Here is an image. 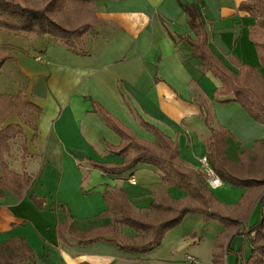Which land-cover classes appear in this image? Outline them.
<instances>
[{"label": "crops", "instance_id": "1", "mask_svg": "<svg viewBox=\"0 0 264 264\" xmlns=\"http://www.w3.org/2000/svg\"><path fill=\"white\" fill-rule=\"evenodd\" d=\"M244 1L247 0H90L82 11H70L66 5L52 10L51 16L64 12L71 25L79 27L83 21L88 26L81 39L86 54H75L49 37L40 38L46 40L41 44H32V59L42 65L24 73L33 85L25 90L26 100L41 108L34 140V132L23 126L16 115L7 117L9 124L22 126L28 154L22 172L31 177L30 191L20 198L0 188V245L10 239H23L35 256L34 262L18 264L176 261L186 246L180 229L169 231L161 245L147 256H136L100 240L111 239L104 233L97 236L99 240L87 244L85 236L69 234L61 241L57 227L65 218L58 206L67 208L73 229L85 235L111 223L102 197L107 188L123 191L132 208L147 220L152 216L166 218L163 213L149 212L157 197L173 201L177 209L196 204L179 189L164 184L161 173L153 166L138 165L121 175H103L93 169L88 160L106 165L121 162L107 148L119 146L121 139L93 112L91 100L144 142L153 143L154 136L141 126L140 119L176 142L181 166L186 170L201 173L209 129H222L227 133L224 153L235 172L241 176L252 172L246 164L251 165V156L259 146L255 142H264V124L254 122L234 102H218L214 92L221 82L203 70L201 62L192 58L193 50L179 38L196 37L182 9L183 5H192L204 24L209 50L226 70L235 77L239 75L232 57L259 67L248 35L254 19L237 10ZM13 34L17 39L32 36ZM19 62L21 66L20 59ZM260 73L264 78V68ZM205 113L210 117L208 122ZM240 153L249 161L241 163ZM34 160L40 165H32ZM209 191L222 213L243 223L260 211L261 191L235 189L223 182ZM30 197L44 200L41 210ZM221 228L220 234L225 232ZM120 232L125 237L135 236L125 227ZM228 232L233 235L235 229ZM188 257L187 262L197 264Z\"/></svg>", "mask_w": 264, "mask_h": 264}, {"label": "trees", "instance_id": "2", "mask_svg": "<svg viewBox=\"0 0 264 264\" xmlns=\"http://www.w3.org/2000/svg\"><path fill=\"white\" fill-rule=\"evenodd\" d=\"M89 4L90 0H52L45 8L33 9L22 6L14 0H0V29L17 35L49 37L53 41L62 43L75 54H86L81 39L87 32L88 26L69 28L55 20L51 12L63 5H66V9L70 11L78 12L85 10ZM182 9L186 14L189 29L195 33L196 37L194 40L186 37L179 38L187 42L193 50L192 58L201 62L203 70L211 73L221 82V87L214 92L218 102H234L254 122L264 124V78L260 73V68H264V0H247L237 7L238 12L245 13L254 19V24L248 29V35L259 60V67H251L232 57V62L239 68L238 77L226 70L209 50L207 33L196 9L192 5H183ZM4 62L5 60L0 62V69ZM220 97L225 99L220 100ZM91 103L93 112L98 114L105 126L121 139L119 146L107 147L110 153L121 159V162L106 165L88 160L93 169L99 170L103 175H121L138 165L153 166L161 173V181L164 184L179 189L197 206L177 209L173 201H163L157 197L151 202L149 212L163 213L167 217L156 223H149L132 208L123 191L107 188L102 197L106 204L105 215L111 218V223L85 235L79 234L69 223L71 217L67 208L59 205L58 208L65 218V222L57 227L61 241L65 239V234H69L76 238L85 236L88 240L84 243L87 244L99 240L97 236L104 233L111 239L100 240L115 245L120 251L143 256L158 248L164 236L177 227L185 216L198 213L203 222L216 221L225 230L235 229L234 236H240L249 241L251 252L244 264H264V193L259 198L260 221L253 226L212 210V207L220 209L221 206L206 187L201 173L186 170L181 166L176 142L140 119L141 126L154 136L153 143L144 142L107 113L97 102L91 100ZM40 114L41 108L27 101L24 94L0 95L2 120L4 121L10 115H16L21 124L34 132L32 140L36 136L35 122ZM204 117L208 122L210 118L208 113H205ZM209 132L205 158L208 166L221 182L247 191L264 186V179L258 181L235 172V166L229 162L224 153L227 137L225 131L209 129ZM17 136L21 137L23 154L28 155L22 126L8 124L4 128L0 127V187L12 191L20 198L30 191L31 177L25 172L17 173L11 170L3 157V154L10 150L9 142ZM258 144L260 143L255 142V146ZM240 158L241 163L248 161L244 153H240ZM30 199L39 210L42 209L44 200L38 201L33 197ZM123 227L132 230L135 236H123L120 232ZM229 252V243L222 246L215 241L210 263L226 264ZM27 261L34 262L35 256L23 239H10L7 243L0 245V264H18Z\"/></svg>", "mask_w": 264, "mask_h": 264}, {"label": "rangeland", "instance_id": "3", "mask_svg": "<svg viewBox=\"0 0 264 264\" xmlns=\"http://www.w3.org/2000/svg\"><path fill=\"white\" fill-rule=\"evenodd\" d=\"M22 6L33 9H41L47 7V5L52 0H14ZM52 17L67 25L71 28L77 27V25H71L70 21L65 16L64 12L59 15L56 13L52 14ZM84 22L81 21L79 27H84ZM30 38H20L17 39L16 36L9 31L0 29V62L6 60L5 64L0 71V95H16V94H25V90L32 85V79L30 77L26 78L24 73L27 70H35L41 68L42 65L38 62H34L32 57L34 56V49H32V44L38 45L43 43L46 40H40L35 36H27ZM33 39V40H29ZM4 43H9L4 44ZM12 44V45H11ZM14 44V45H13ZM34 45V46H35ZM20 54L25 55L24 58ZM28 55V57H26ZM12 57V58H8ZM21 61L18 63V60ZM25 70V71H24ZM33 86V85H32ZM1 117V116H0ZM9 122L7 118L3 121L2 117L0 119V127L4 128ZM24 126V124H23ZM26 127V126H25ZM10 150L8 153H4V161L8 167L17 172L21 173L25 160L28 156L23 154L21 149V137L17 136L12 141L9 142ZM35 161V162H34ZM31 164L37 163L40 165L39 161L34 160ZM249 161V160H248ZM247 161V162H248ZM251 165L246 164L247 168L252 171L250 174L245 175V177H250L254 180H263L264 179V142L259 144L257 149L253 152L251 156ZM1 174V170H0ZM243 176V175H242ZM243 176V177H244ZM229 185V184H227ZM230 186V185H229ZM1 188V187H0ZM235 189H243L233 187ZM255 190L261 191V194L264 193V186L256 188ZM197 206L196 204L187 205L186 207ZM212 210L217 211L220 214L222 209L212 207ZM141 215V214H140ZM226 215V214H225ZM166 216V215H165ZM228 216V215H227ZM230 216V215H229ZM142 217V216H141ZM153 217V216H152ZM143 219L149 223H156L160 219ZM167 217V216H166ZM246 225L253 226L260 221V211L254 216L247 218ZM174 229H180L185 238L186 246L182 252L178 254L176 261L168 263H159V262H148V264H190L186 261V257L190 256L197 261V264H211V252L213 250L214 242L217 241L222 246L230 243V252L226 257V264H244V257H248L251 252V247L249 241L240 237L228 235L227 230L224 233L220 234L221 225L216 221H207L203 222L201 216L196 213L188 214L182 220V222L175 227ZM172 229V230H174ZM233 230V229H231ZM230 231V230H228ZM232 255V257H229ZM147 256V254H146Z\"/></svg>", "mask_w": 264, "mask_h": 264}, {"label": "built area", "instance_id": "4", "mask_svg": "<svg viewBox=\"0 0 264 264\" xmlns=\"http://www.w3.org/2000/svg\"><path fill=\"white\" fill-rule=\"evenodd\" d=\"M36 60L40 61L39 58H36ZM201 164H202L201 175L203 177L206 187L208 189H213V188L220 186L221 180L216 176L213 170L208 166L205 157L201 159ZM129 181L132 185L135 184V180L133 178H131ZM187 260L194 263V260L191 257H188Z\"/></svg>", "mask_w": 264, "mask_h": 264}]
</instances>
